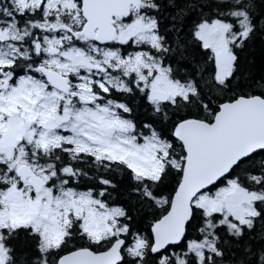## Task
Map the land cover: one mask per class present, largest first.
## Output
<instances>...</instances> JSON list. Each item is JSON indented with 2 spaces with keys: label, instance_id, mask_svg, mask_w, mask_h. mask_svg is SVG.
Returning a JSON list of instances; mask_svg holds the SVG:
<instances>
[{
  "label": "snow or ice",
  "instance_id": "1",
  "mask_svg": "<svg viewBox=\"0 0 264 264\" xmlns=\"http://www.w3.org/2000/svg\"><path fill=\"white\" fill-rule=\"evenodd\" d=\"M0 264H264V0H0Z\"/></svg>",
  "mask_w": 264,
  "mask_h": 264
}]
</instances>
